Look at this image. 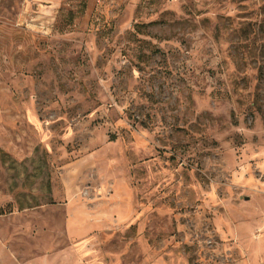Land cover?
<instances>
[{"label": "rangeland", "instance_id": "374dc122", "mask_svg": "<svg viewBox=\"0 0 264 264\" xmlns=\"http://www.w3.org/2000/svg\"><path fill=\"white\" fill-rule=\"evenodd\" d=\"M0 264H264V0H0Z\"/></svg>", "mask_w": 264, "mask_h": 264}]
</instances>
